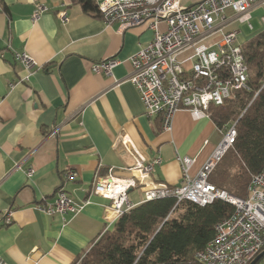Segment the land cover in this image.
I'll list each match as a JSON object with an SVG mask.
<instances>
[{
	"label": "crops",
	"instance_id": "1",
	"mask_svg": "<svg viewBox=\"0 0 264 264\" xmlns=\"http://www.w3.org/2000/svg\"><path fill=\"white\" fill-rule=\"evenodd\" d=\"M37 4L48 10L33 21ZM59 11L68 13L67 23ZM226 15L225 30L236 31L242 45L264 30V3L252 10L251 23L258 20L253 29L231 10ZM239 26L252 32L243 41ZM153 38L148 25L125 31L108 26L77 0H0V257L6 264H75L84 257L119 218L110 200L92 193L93 183L98 176H134V149L146 161L161 159L154 181L177 187L179 159L195 158V177L220 143L228 126L219 128L209 114L195 119L181 110L171 132L163 130L162 116H147L128 78L131 57ZM23 52L36 62L31 75L15 59ZM113 58L122 61L113 77L93 72L94 64ZM184 66L189 71L191 62ZM69 171L78 177L67 179ZM60 189L79 204L90 203L65 220L40 212L37 206L54 203ZM129 199L134 207L145 202L138 188ZM8 213L12 222L6 225Z\"/></svg>",
	"mask_w": 264,
	"mask_h": 264
},
{
	"label": "built area",
	"instance_id": "2",
	"mask_svg": "<svg viewBox=\"0 0 264 264\" xmlns=\"http://www.w3.org/2000/svg\"><path fill=\"white\" fill-rule=\"evenodd\" d=\"M106 25L118 24L120 31L148 25L154 38L131 57L132 73L128 81L136 88L148 117L162 116L163 130H173L175 115L189 111L195 119L208 114L212 105H223L236 91L250 90L249 67L236 31H226L230 19L253 29L252 10L264 0H202L183 7L181 0H92ZM47 7L35 6L33 21H38ZM62 23L69 21L66 11H59ZM261 22L264 26V17ZM165 27L162 28L161 25ZM193 50L186 60L180 56ZM15 59L30 73L36 62L25 52ZM191 62L189 71L184 64ZM122 61L109 59L93 65V72L114 76ZM237 137L236 123L228 126L223 137L195 177L190 171L195 158L182 157V182L177 187L153 180L160 158L146 161L134 149V176L119 179L112 175L96 177L92 193L111 201L119 217L134 208L129 192L138 188L144 201L174 197L178 203L190 201L200 206L222 200L234 206V213L215 227L214 239L196 255L201 264H250L264 251V168L254 175L248 187L249 197L243 199L217 188L210 177ZM33 169L27 171L30 178ZM65 177L74 180L77 172ZM90 202H75L63 189L57 192L52 204L37 209L47 216L60 215L64 220L75 215ZM11 214L5 224H11ZM0 264H6L0 257ZM264 264V256L256 263Z\"/></svg>",
	"mask_w": 264,
	"mask_h": 264
},
{
	"label": "trees",
	"instance_id": "3",
	"mask_svg": "<svg viewBox=\"0 0 264 264\" xmlns=\"http://www.w3.org/2000/svg\"><path fill=\"white\" fill-rule=\"evenodd\" d=\"M77 1L85 11L98 12L92 0ZM242 47L250 90L236 91L223 105L208 110L219 128L236 123L237 131L210 182L247 199L253 176L264 168V30ZM234 211L222 200L206 206L178 203L174 197L147 201L122 214L75 264H201L197 253L214 239L216 225Z\"/></svg>",
	"mask_w": 264,
	"mask_h": 264
},
{
	"label": "rangeland",
	"instance_id": "4",
	"mask_svg": "<svg viewBox=\"0 0 264 264\" xmlns=\"http://www.w3.org/2000/svg\"><path fill=\"white\" fill-rule=\"evenodd\" d=\"M257 21H258L257 19H254V20L252 21L253 25L257 26V23H258ZM238 28L243 32L242 36L240 35V40H241V41H243V40H244L249 34L252 33V32H249V31L247 30V28L244 27V26H239ZM232 124H234V123H232ZM232 124H230V126H231Z\"/></svg>",
	"mask_w": 264,
	"mask_h": 264
},
{
	"label": "water",
	"instance_id": "5",
	"mask_svg": "<svg viewBox=\"0 0 264 264\" xmlns=\"http://www.w3.org/2000/svg\"><path fill=\"white\" fill-rule=\"evenodd\" d=\"M264 256V251L260 253L250 264H256Z\"/></svg>",
	"mask_w": 264,
	"mask_h": 264
}]
</instances>
